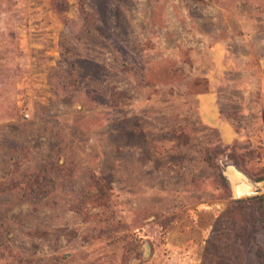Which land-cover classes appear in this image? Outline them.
<instances>
[{"label": "rangeland", "instance_id": "obj_1", "mask_svg": "<svg viewBox=\"0 0 264 264\" xmlns=\"http://www.w3.org/2000/svg\"><path fill=\"white\" fill-rule=\"evenodd\" d=\"M230 167L264 196V0H0V264H240Z\"/></svg>", "mask_w": 264, "mask_h": 264}, {"label": "trees", "instance_id": "obj_2", "mask_svg": "<svg viewBox=\"0 0 264 264\" xmlns=\"http://www.w3.org/2000/svg\"><path fill=\"white\" fill-rule=\"evenodd\" d=\"M45 171L47 168L42 173ZM255 229L264 231V196L236 200L229 204L216 219L207 243L215 249H224L240 264H247L252 250L255 263L264 264V241L254 242L251 237Z\"/></svg>", "mask_w": 264, "mask_h": 264}, {"label": "water", "instance_id": "obj_3", "mask_svg": "<svg viewBox=\"0 0 264 264\" xmlns=\"http://www.w3.org/2000/svg\"><path fill=\"white\" fill-rule=\"evenodd\" d=\"M234 171H236V173L234 172L235 178L230 176L228 172V177L231 180V187L234 191V198L238 200L256 195L255 185H253L242 172L237 169ZM244 188L249 189L247 192H244Z\"/></svg>", "mask_w": 264, "mask_h": 264}, {"label": "bare ground", "instance_id": "obj_4", "mask_svg": "<svg viewBox=\"0 0 264 264\" xmlns=\"http://www.w3.org/2000/svg\"><path fill=\"white\" fill-rule=\"evenodd\" d=\"M234 170H236L235 168L233 169V167H230L229 169H228V172H229V174H230V176H232V177H234L235 178V176H234V172L236 173V171H234ZM242 188V187H241ZM248 189L249 188H244V192H247L248 191Z\"/></svg>", "mask_w": 264, "mask_h": 264}, {"label": "crops", "instance_id": "obj_5", "mask_svg": "<svg viewBox=\"0 0 264 264\" xmlns=\"http://www.w3.org/2000/svg\"><path fill=\"white\" fill-rule=\"evenodd\" d=\"M226 121V120H225Z\"/></svg>", "mask_w": 264, "mask_h": 264}]
</instances>
